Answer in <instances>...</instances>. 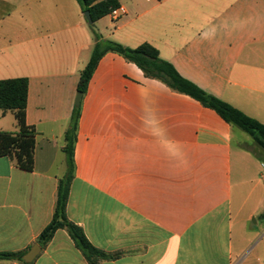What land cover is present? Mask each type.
<instances>
[{
	"label": "crops",
	"instance_id": "crops-1",
	"mask_svg": "<svg viewBox=\"0 0 264 264\" xmlns=\"http://www.w3.org/2000/svg\"><path fill=\"white\" fill-rule=\"evenodd\" d=\"M118 3L125 14L95 22L103 39L153 45L182 77L264 124V0ZM87 24L77 0H0V80H29L26 121L38 133L33 171L0 158V253L32 248L53 219L95 45ZM80 106L66 213L117 256L100 264H264V222L250 224L264 188L251 149L235 144L239 128L111 52ZM0 130L17 131L13 112L0 111ZM33 264L89 262L59 230Z\"/></svg>",
	"mask_w": 264,
	"mask_h": 264
},
{
	"label": "trees",
	"instance_id": "trees-1",
	"mask_svg": "<svg viewBox=\"0 0 264 264\" xmlns=\"http://www.w3.org/2000/svg\"><path fill=\"white\" fill-rule=\"evenodd\" d=\"M77 2L84 14L90 12L93 20L91 26L95 37L90 60L80 74L78 92H82L83 96L88 90L90 80L101 58L107 53H116L140 68L147 78L158 80L172 91L187 95L200 102L204 107L214 110L231 126L250 135L254 142L264 149V124L225 101L208 94L193 82L182 77L171 63L160 57L158 49L153 45L144 43L137 48H129L102 38L95 28V22L117 9L119 7L118 0H77ZM28 93L29 80L27 78L0 80V111L3 114L9 111L13 112L17 122V131L15 132L0 130V158H10L20 169L31 172L34 170L38 133L35 127L29 126L26 121ZM80 118L81 106H76L65 137L66 174L58 184L53 219L39 235L37 244L44 249L59 230H66L89 264H100V261L113 260L117 256L109 255L94 247L87 239L83 229L71 222L66 213L70 188L75 175L74 151ZM260 219L264 221V210ZM30 249L31 247L20 252L0 253V260L28 264L23 261V257Z\"/></svg>",
	"mask_w": 264,
	"mask_h": 264
},
{
	"label": "rangeland",
	"instance_id": "rangeland-1",
	"mask_svg": "<svg viewBox=\"0 0 264 264\" xmlns=\"http://www.w3.org/2000/svg\"><path fill=\"white\" fill-rule=\"evenodd\" d=\"M108 21V18L106 19ZM90 33L94 35L93 27L87 24ZM242 144L243 146L250 148L251 153L254 154V157L257 159L258 163V178L260 180L261 188H264V149L259 147L253 140V138L248 135L247 133L243 132L242 130H238L235 133V144ZM263 220L260 219V215L254 216L251 219V225L255 226L256 228L260 229L261 225L263 224Z\"/></svg>",
	"mask_w": 264,
	"mask_h": 264
},
{
	"label": "water",
	"instance_id": "water-1",
	"mask_svg": "<svg viewBox=\"0 0 264 264\" xmlns=\"http://www.w3.org/2000/svg\"><path fill=\"white\" fill-rule=\"evenodd\" d=\"M84 15H85L86 20L88 21V23L90 25H92L93 24V20L91 18L90 12H86ZM82 97H83V93L82 92H78L77 99H76V106L77 107L81 105ZM41 250H42V248L40 247V245H38V244L34 245L29 250V252L26 255H24L23 261L25 263H28V264L33 263L34 260L37 258V256L40 254Z\"/></svg>",
	"mask_w": 264,
	"mask_h": 264
},
{
	"label": "built area",
	"instance_id": "built-area-1",
	"mask_svg": "<svg viewBox=\"0 0 264 264\" xmlns=\"http://www.w3.org/2000/svg\"><path fill=\"white\" fill-rule=\"evenodd\" d=\"M126 11L123 7H119L115 10H113L110 15L113 19H117L118 17H120L121 15L125 14Z\"/></svg>",
	"mask_w": 264,
	"mask_h": 264
}]
</instances>
